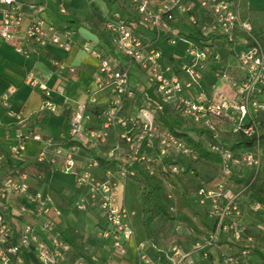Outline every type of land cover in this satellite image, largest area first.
Instances as JSON below:
<instances>
[{"label": "built area", "instance_id": "2783aa9c", "mask_svg": "<svg viewBox=\"0 0 264 264\" xmlns=\"http://www.w3.org/2000/svg\"><path fill=\"white\" fill-rule=\"evenodd\" d=\"M59 1V11L65 12L62 0ZM127 1L139 19L148 23L156 33L171 32L169 22L174 20V11L177 10L188 14V21L197 27L202 36H220L229 44L238 41L244 46L237 55V65L245 73L243 79L236 81L225 74L218 75V81H226L228 87L225 89L221 85H214L212 92L207 94L201 87L203 63L211 55L207 41L202 47L186 41L185 52L191 60L181 66V73H177L171 64L164 62L158 48L142 39L134 21L125 19L113 10L104 23L112 51L136 64L145 74L147 89L152 90L162 103L169 105L179 118L208 132L203 139L205 148L220 158L217 172L209 179L199 180L192 193L197 205L212 220L206 235L197 239L192 252H200L202 257H206V248H218L219 237L224 233L227 242L240 244V249L236 252H221V264H246L249 253L245 243H249L251 237L245 235V227L239 221V204L253 178L248 184H242L235 183L231 177L260 173L263 165L261 147L255 146L240 157H234L218 123L220 119L232 121L227 133L259 135L260 126L250 115V107L255 113L264 111V105L257 100L264 89V46L254 35L250 20L242 13L241 0H196L188 3L185 0H165L155 12L149 9L148 0ZM196 7L210 17V23L201 24L196 19L192 14ZM43 12L42 4L0 0V39L12 45L17 53L24 52L22 45L26 42L40 46L52 44L69 52L74 45L73 30L46 21ZM236 32L241 35L238 37ZM171 34L169 41L175 43L178 36L176 33ZM81 49L98 59L94 78L96 88L92 93L110 86V100L102 111L99 126L90 125L89 100L74 103L67 143L34 132L17 135L16 143L8 149L10 166L0 177L2 264H22V251L33 253L39 264H59L70 249L57 227V218L61 215L59 207L48 192L30 190L24 162L18 161L27 141L41 145L28 161L46 162L52 169H56V165L64 173L71 174L78 187L86 188V196L76 199L73 205L76 209L85 210L91 202L101 209L105 227L100 234L111 239L114 252L120 256L126 253L124 243L133 238V229L130 212L117 202L114 174L121 181L141 178V175L157 178L161 181L166 200L172 198L182 177L197 179L200 161L194 148L184 138L163 126L155 118L153 110L143 105L132 115L123 113L124 102L135 95L129 71L115 69L107 57L86 43L81 45ZM69 72L74 71L69 69ZM26 84L46 92L39 111H56L43 82L30 74ZM13 91L11 88L0 95L1 105L9 108V97ZM55 91L63 96L62 87L57 86ZM70 102L64 97L65 104ZM17 119L19 123L24 121L19 116ZM111 132L114 133V141L106 153L105 160L110 167L105 169L104 178L96 179L88 170H76L75 152L79 148L105 146ZM59 159L61 163H58ZM4 160L5 157L1 156L0 167ZM92 164L97 166L98 159H94ZM260 208L259 204H254L251 209L257 211ZM169 211L173 209L169 207ZM148 246L163 255L165 262L158 264H194L191 253L182 252L177 245L161 249L147 241L135 246L138 260L135 264L149 262L146 254ZM76 264L86 262L79 258Z\"/></svg>", "mask_w": 264, "mask_h": 264}, {"label": "crops", "instance_id": "0c3cea01", "mask_svg": "<svg viewBox=\"0 0 264 264\" xmlns=\"http://www.w3.org/2000/svg\"><path fill=\"white\" fill-rule=\"evenodd\" d=\"M19 1L24 4H42L44 6L42 16L46 21L73 30L74 45L69 52H65L52 44L40 46L26 42L22 45L24 52L17 53L12 45L0 39V95L11 88L14 89L9 97V108L0 104V157H5L0 167V177L10 166L8 149L16 143L18 134L34 132L67 143L69 119L74 103L89 100L90 125H100L102 111L110 100L111 87H102L92 93L96 88L94 78L98 70V59L81 49L84 43L107 57L115 69L129 71L130 84L135 90V95L124 102V114L132 115L143 105L151 109L152 105L157 103L152 90L147 89L144 72L126 57L111 49L110 36L104 23L113 10L118 11L125 19L134 21L136 31L142 39L148 45L158 48L164 62L171 64L174 72L177 73H181V66L191 60L185 52L186 41L193 42L198 47H202L207 41L211 55L203 63L201 71V87L207 94L212 92L214 85H221L225 89L228 87L226 81H218V75L225 74L239 81L245 74L237 65V55L244 49L243 45L238 41L229 44L220 36H202L197 27L188 21V14L177 10L174 11V20L169 22L171 32L156 33L148 23L139 19L127 0H62L65 12L59 11V0ZM185 1L188 3L196 0ZM164 3L165 0H148V7L155 12ZM241 7L242 13L252 24L253 33L264 46V0H241ZM192 14L201 24L211 22L210 17L197 7L192 10ZM171 33H176L178 36L175 43L169 41ZM237 35L239 37L241 34L237 33ZM185 36H193L195 39ZM69 69H73L74 72H69ZM30 74L46 85L48 98L56 106L54 113L39 111L41 102L46 98V92L26 84ZM57 86L62 87L63 96L56 93ZM64 97L72 102L65 104ZM257 100L264 105V89ZM250 115L261 128H264V111L255 113L253 107H250ZM17 116L24 121L19 123ZM231 125L232 121L229 119H220L218 123L222 134H227ZM113 141L114 133L111 132L105 146L95 149L79 148L74 155L76 170H88L94 178H104L105 169L110 167L109 164L94 166L92 163L97 158L107 162L106 153ZM40 146L37 142L27 141L18 161L24 162L30 190L48 192L59 207L61 215L57 218V227L60 234L66 227L73 229V234L70 236L73 244L70 245L65 259L59 264H76L79 258H83L86 264H135L138 262L135 246L141 241H147L161 249L177 245L182 252L191 253L194 264H221V252H236L240 249V244L228 243L227 235L223 233L219 237L218 248H206L208 253L206 257H202L200 252H192L197 239L206 235L212 222L205 210L197 205L192 193L199 180L207 179L217 172L218 164L200 162L197 179L182 177L178 181L172 198L166 200L167 206L173 209L171 213L174 220L169 222L156 220L155 235L148 234L141 223V211L137 199L138 183L133 179L121 181L117 174H114L117 202L130 212L133 229V238L124 243L126 253L120 256L114 252L111 239L100 234L105 227L101 209L91 202L85 210L74 207L76 199L86 196V188L78 187L73 176L64 173L56 165H54L56 169H52L46 162L28 161L39 151ZM58 163H61V159ZM128 182H133L136 186L134 200L137 206L135 207L128 204ZM179 194L182 195L179 197ZM185 203L188 207H185ZM239 221L245 227L247 235L255 237L259 229L264 230V210L262 208L257 211L251 210L243 198L239 204ZM182 223L187 225L188 229L183 228ZM146 254L149 262L143 264L162 262L159 259L160 253L150 246L146 248ZM21 260L22 264H39L35 255L29 251H22ZM245 263L264 264L257 256L251 254H248Z\"/></svg>", "mask_w": 264, "mask_h": 264}, {"label": "trees", "instance_id": "16d2710c", "mask_svg": "<svg viewBox=\"0 0 264 264\" xmlns=\"http://www.w3.org/2000/svg\"><path fill=\"white\" fill-rule=\"evenodd\" d=\"M235 34H237V32ZM185 37L192 40L195 39L193 36ZM151 109L154 112L155 118L163 126H165L172 133L184 138L186 143L194 148L200 162H210L215 164L220 163L219 156L205 148L203 139L208 135V132L197 129L194 125L187 124L184 120L177 116L169 105L162 103L158 99L157 103L152 105ZM185 127L190 128L193 131L194 136H191L187 134L186 131H183V128ZM263 129L264 128L260 127V133L258 136H246L239 132H229L224 134L223 138L227 141L228 148L232 152L233 156L240 157L247 149L255 146L262 147L264 145ZM97 159L99 160L100 165L109 164L99 158ZM209 178L207 177V179ZM251 178H253L252 182L246 188L243 198L250 209L254 204H259L264 210V164L262 165L260 173L256 175L249 173L246 176L232 175L231 177L235 183L242 184H248ZM133 180L138 183L137 199L141 211V223L148 234L155 235L154 223L156 220L164 222L174 220V216L169 211V207L167 206L161 181L157 178L145 175H141V178ZM201 180H204V178ZM71 234H73V229L70 227H66L65 231L61 232L62 239L69 245L73 244V240L70 239ZM245 235L248 236L246 232ZM245 248L248 249L249 254L257 256L264 263V230L259 229L256 236L251 237V241L245 246ZM160 258L164 263L165 261L162 254H160Z\"/></svg>", "mask_w": 264, "mask_h": 264}, {"label": "rangeland", "instance_id": "374dc122", "mask_svg": "<svg viewBox=\"0 0 264 264\" xmlns=\"http://www.w3.org/2000/svg\"><path fill=\"white\" fill-rule=\"evenodd\" d=\"M250 1H252V0H250ZM183 130H185L186 131V133L187 134H189V135H191V136H194V133H193V131L190 129V128H188V127H185V128H183ZM263 132H264V129H263ZM261 161H262V163L264 164V145L261 147ZM204 170V169H203ZM135 185H134V183L133 182H128L127 183V193H128V200H129V203L128 204H130L131 206H133V207H135V206H137V204H136V201L134 200V189H135ZM183 195H185V193H182ZM182 194H179V197L182 195ZM187 198V197H186ZM131 199V200H130ZM184 202V201H183ZM186 204V203H185ZM192 205L195 207V204H194V202H192ZM185 207H188V205L186 204V206ZM182 225H183V228H185V229H188V227H187V225H185L184 223H182Z\"/></svg>", "mask_w": 264, "mask_h": 264}]
</instances>
